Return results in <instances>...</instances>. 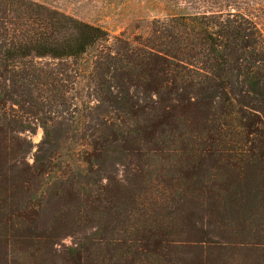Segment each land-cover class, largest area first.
<instances>
[{"label": "trees", "instance_id": "obj_1", "mask_svg": "<svg viewBox=\"0 0 264 264\" xmlns=\"http://www.w3.org/2000/svg\"><path fill=\"white\" fill-rule=\"evenodd\" d=\"M191 7L112 45L102 24L0 0V161L21 152L0 174V264H201L225 245L264 264V31ZM36 124L28 164L18 132ZM115 154L134 172L113 186ZM198 213L218 218L222 245ZM62 229L80 237L59 251Z\"/></svg>", "mask_w": 264, "mask_h": 264}, {"label": "rangeland", "instance_id": "obj_2", "mask_svg": "<svg viewBox=\"0 0 264 264\" xmlns=\"http://www.w3.org/2000/svg\"><path fill=\"white\" fill-rule=\"evenodd\" d=\"M49 4L55 8L79 17L83 20L91 23H98L105 26L110 31V43L114 45L116 36L124 33V37L128 39H134L141 34H150L152 29V22L156 19H162L169 15V13H176L180 11L194 10L191 6H202L201 10H205L204 6L217 8H225V12L228 10L236 11L240 10L250 14L254 20L258 23L260 28L264 31V0H36ZM18 136L24 138V149L26 152L23 156V161L28 164H33L36 154L38 153V147L40 142L44 138L43 128L36 124V130L34 132L23 131L18 132ZM18 142L17 139H14ZM23 140V139H22ZM23 154V153H22ZM41 154H46L43 151ZM21 152L10 153L5 158L1 157L0 161V174L11 175V173L17 172L12 169L11 165L14 164L20 158ZM21 161V159H19ZM22 163H18L16 166H20ZM15 165V164H14ZM107 176L104 182L111 180L112 185L126 184L128 179L132 177L133 167L130 164V160L121 158L120 155L115 154L113 158L107 161L105 170ZM114 182V183H113ZM59 185L53 186L51 189L53 195H55L56 189ZM61 202L54 200L51 207L48 209L45 219L43 220V226L50 224L53 219V215L58 213ZM199 215H204L202 218H197ZM195 222L198 226L205 225L211 228V239L218 241V244L222 245V230L219 228L218 218L211 217L210 213L196 214L194 215ZM215 227V230H214ZM65 229V228H64ZM72 229V228H71ZM73 231V230H72ZM70 230L62 229L60 236L56 240V248L59 251H64L66 247L75 245L78 242L80 234H72ZM221 250L215 249L216 255H208L205 257L198 254L201 264H249L246 260L240 256L238 250L231 248L227 245ZM215 248V247H214ZM213 248V249H214ZM188 248L185 247L183 254L188 255ZM190 260H198L197 256L191 255ZM213 258V259H212ZM5 264V263H2Z\"/></svg>", "mask_w": 264, "mask_h": 264}]
</instances>
